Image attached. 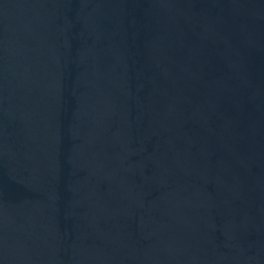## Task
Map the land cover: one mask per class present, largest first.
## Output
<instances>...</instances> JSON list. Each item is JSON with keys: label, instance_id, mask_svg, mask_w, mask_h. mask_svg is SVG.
Segmentation results:
<instances>
[{"label": "water", "instance_id": "1", "mask_svg": "<svg viewBox=\"0 0 264 264\" xmlns=\"http://www.w3.org/2000/svg\"><path fill=\"white\" fill-rule=\"evenodd\" d=\"M0 264H264V0H0Z\"/></svg>", "mask_w": 264, "mask_h": 264}]
</instances>
